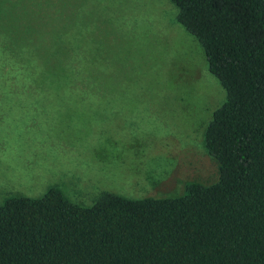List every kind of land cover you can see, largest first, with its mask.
Here are the masks:
<instances>
[{"label":"trees","instance_id":"trees-1","mask_svg":"<svg viewBox=\"0 0 264 264\" xmlns=\"http://www.w3.org/2000/svg\"><path fill=\"white\" fill-rule=\"evenodd\" d=\"M85 1L0 0V86L15 93L5 102L56 81L82 91L93 64ZM169 1L226 93L204 132L217 180L164 198L103 190L91 205L57 186L8 196L0 264H264V0Z\"/></svg>","mask_w":264,"mask_h":264},{"label":"rangeland","instance_id":"rangeland-1","mask_svg":"<svg viewBox=\"0 0 264 264\" xmlns=\"http://www.w3.org/2000/svg\"><path fill=\"white\" fill-rule=\"evenodd\" d=\"M78 13L93 51L89 75H81L88 86L81 82L76 94L56 81L46 94L27 91L10 102L13 88L0 86V205L51 186L91 205L103 190L164 198L184 194L190 182L214 183L218 163L204 132L226 93L176 7L86 0Z\"/></svg>","mask_w":264,"mask_h":264}]
</instances>
